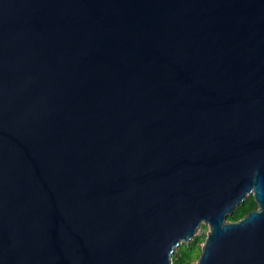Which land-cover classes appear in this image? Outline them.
Segmentation results:
<instances>
[{"label": "water", "instance_id": "obj_1", "mask_svg": "<svg viewBox=\"0 0 264 264\" xmlns=\"http://www.w3.org/2000/svg\"><path fill=\"white\" fill-rule=\"evenodd\" d=\"M201 225L191 264H264V0H0V264H171Z\"/></svg>", "mask_w": 264, "mask_h": 264}, {"label": "trees", "instance_id": "obj_2", "mask_svg": "<svg viewBox=\"0 0 264 264\" xmlns=\"http://www.w3.org/2000/svg\"><path fill=\"white\" fill-rule=\"evenodd\" d=\"M254 209H256V204L253 200V197L248 196L243 204H240L234 209L233 213L227 217V220L229 222H236L242 219L249 211ZM202 228L203 227H201V229ZM206 229L207 228L205 227V230ZM202 231L203 232L198 235L195 234L189 244L185 245L184 243H181L179 245V247L175 250L174 254L172 255L171 264H191L198 259V254H200L201 246L206 238V234L204 233L203 229ZM183 246L185 249L182 248ZM194 251L198 252L196 257L192 256V253Z\"/></svg>", "mask_w": 264, "mask_h": 264}, {"label": "rangeland", "instance_id": "obj_3", "mask_svg": "<svg viewBox=\"0 0 264 264\" xmlns=\"http://www.w3.org/2000/svg\"><path fill=\"white\" fill-rule=\"evenodd\" d=\"M201 227H203L202 229L204 230V233H205V234L207 233V231H208V227L205 226V225H201L200 228L196 231V235H198V234H200V233L203 232L202 229H201ZM205 227L207 228L206 230H205ZM184 244H185V243H184ZM185 245H186V244H185ZM182 248L185 249L184 246H183ZM193 253H194V254H193ZM193 253H192V256H193V257H196L197 254H198L197 251H194ZM198 255H199V254H198Z\"/></svg>", "mask_w": 264, "mask_h": 264}, {"label": "flooded vegetation", "instance_id": "obj_4", "mask_svg": "<svg viewBox=\"0 0 264 264\" xmlns=\"http://www.w3.org/2000/svg\"><path fill=\"white\" fill-rule=\"evenodd\" d=\"M248 197V196H247Z\"/></svg>", "mask_w": 264, "mask_h": 264}]
</instances>
